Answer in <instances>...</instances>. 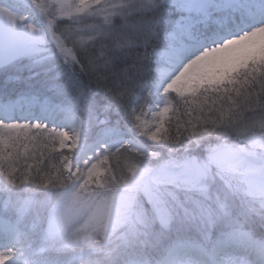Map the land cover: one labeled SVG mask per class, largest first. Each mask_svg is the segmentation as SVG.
I'll list each match as a JSON object with an SVG mask.
<instances>
[{
    "label": "rangeland",
    "instance_id": "374dc122",
    "mask_svg": "<svg viewBox=\"0 0 264 264\" xmlns=\"http://www.w3.org/2000/svg\"><path fill=\"white\" fill-rule=\"evenodd\" d=\"M130 2L132 0H0V92L6 93L9 100L7 104L0 100V196L2 193L6 196L4 203L13 221L28 226L32 234L37 232L36 244L29 253L19 252L17 239L8 248H1L3 253H8H0V264H63L52 256L59 250L68 257L81 253L73 259H83L89 245L69 246L64 233L70 224L57 222L51 216V193L45 190L50 186L39 190L14 187L17 185L13 174L15 161L21 156L35 160L39 155L40 160L44 159L43 152L41 156L33 142L35 137L46 141L41 140V146L49 157L59 153L77 154L82 144L120 139L126 134L128 119L135 120L143 132L153 128L144 146L161 153L150 161L158 177L142 183L134 205L137 222L143 230L141 239L145 242L136 251L144 258L158 255L159 246L180 233L187 235L186 239L162 256L148 259L151 264H195V260L201 264H264V242L252 237L237 220L247 210L239 199L229 195L224 175L216 164L207 162L209 154L224 162L230 159L226 142L213 138L201 153L189 147L186 154L175 157L154 143L161 139V130L167 126L171 115L164 100L169 90L191 93L193 85L219 83L238 69L263 65L264 28L245 32L239 40H229L223 47H211L187 63L166 87L159 88L158 92L153 90L156 95L145 111L135 112L131 117L123 114L124 125L99 121L102 113L88 110L89 102L85 101L82 91L73 90L72 85L64 87V92L77 95L76 101L82 108L78 115L73 107L70 109L67 104L48 98L41 89L28 91L30 79H43L46 77L43 73L52 69L59 73L62 66L75 61L76 50L105 38L114 19L135 11L156 6L164 10L174 2L180 7L176 29L167 35L166 48L157 50L154 69L161 82L167 80L171 67L193 48L211 44L218 34L223 35L224 29L230 31L231 26L237 31L244 29V20L264 18V0H137V7L128 8ZM157 105L159 124L149 119ZM35 114L46 116L33 118ZM61 118L69 125L73 123V142H68L66 129L61 130L57 125ZM107 146L104 144L105 148ZM92 155L93 152H88L89 157ZM52 162L55 164L54 159ZM102 163H94L89 175H102ZM180 169L183 172L178 183L160 181L159 177L170 176ZM26 180L20 185L26 186ZM0 223L8 224L2 219ZM225 226L230 229L222 233L224 241L217 242L214 232ZM122 241L123 237L115 242ZM191 255L196 258L190 259ZM41 260L45 262L40 263Z\"/></svg>",
    "mask_w": 264,
    "mask_h": 264
},
{
    "label": "clouds",
    "instance_id": "9594fccd",
    "mask_svg": "<svg viewBox=\"0 0 264 264\" xmlns=\"http://www.w3.org/2000/svg\"><path fill=\"white\" fill-rule=\"evenodd\" d=\"M127 7H137V0ZM242 23L246 24L244 29L225 30L211 44L189 51L171 67L167 80L161 82L158 74L153 73L150 93L166 87L187 63L211 47H223L229 40H239L245 32L264 28V18ZM150 71L145 66L142 75ZM254 83L260 85L259 94ZM164 100L171 115L167 128L161 130V139L154 142L157 147L175 157L186 154L193 143L199 147L213 138L226 142L230 159L224 162L209 154L207 162L216 164L223 173L229 195L239 199L249 214L264 220V73L255 66L252 70L245 67L235 75L229 74L220 84L193 85L191 93L169 90ZM149 119L159 124L158 105ZM126 129L120 139L82 144L77 154L59 153L49 157L47 163L23 156L15 161L18 179L30 177L32 184L49 182L50 187L45 190L51 193L50 213L55 221L70 224L64 233L69 246L89 245L83 259H69L65 264H151L136 251L145 242L141 239L143 230L137 222L134 205L142 183L158 177L150 161L161 153L144 146L153 128L143 132L135 120L128 119ZM88 152L94 155L89 157ZM100 161L103 174L89 175L92 165ZM182 172L180 169L159 179L178 183ZM121 237L123 241L116 243Z\"/></svg>",
    "mask_w": 264,
    "mask_h": 264
},
{
    "label": "trees",
    "instance_id": "16d2710c",
    "mask_svg": "<svg viewBox=\"0 0 264 264\" xmlns=\"http://www.w3.org/2000/svg\"><path fill=\"white\" fill-rule=\"evenodd\" d=\"M180 11V7L174 2L171 7H166L164 10L156 6L114 19L109 24V29L107 28L108 36L93 42L92 45L86 44L83 50H76L75 61L62 66L59 73L53 69L48 73L41 71V73L46 74V77L43 79H30L29 83L31 84L27 86L28 91L41 89L43 90L42 94L48 98L68 103L75 109L77 114L79 112L82 113L80 102L76 101L77 95L70 96L69 93L67 95L64 92L66 89L64 87L72 85L73 90L82 91L85 101L89 102L88 110L102 113L98 117L99 121L107 122L111 125L113 123L124 125L123 114L131 117L135 112L145 111L151 99L156 95L154 91L150 93L149 86L152 83L151 77L153 73L158 74L154 69L157 50L166 48L169 42L167 35L175 31V20ZM145 66L151 69L148 75H142ZM256 69L264 73V63ZM239 70L243 69H238L231 75H235ZM259 79L260 77L258 76L257 80ZM221 82L211 85L220 84ZM247 86L245 84V87ZM253 86L257 89V94H259V83H254ZM61 87H63L62 90ZM16 94L14 91L13 95ZM5 97H7V94L0 92V99H5ZM133 108H135L134 112L132 111ZM166 128L167 126H164L163 129ZM34 139L35 141L33 142L37 144L38 153L42 156L43 152V161L47 163L49 156L46 149L43 150L41 146L43 141H46L42 138L35 137ZM208 141H204L199 147L194 143L190 147L195 149V153H201L205 144L209 143ZM35 159H40V156H35ZM32 167H30L29 172L32 171ZM13 174H15L14 182L17 185L14 187L16 189L28 187L31 189L35 187L36 190H39L50 186L48 181H44L43 184H32L30 177L18 179L19 171L16 165L14 166ZM25 179H27L25 182L26 186L20 185L23 184ZM15 191L20 192L21 190ZM5 199L7 198L2 193V197L0 196V214L9 217V210L5 204L6 202L4 203ZM9 219L14 218L9 217ZM237 220L243 224V228L251 236L264 241V220L255 216V214H249L247 211ZM21 226L26 236L20 242V251L29 253L36 244L37 232L32 234L31 231H28V226L25 227L24 224ZM229 229L226 226L217 228L214 236L228 232ZM186 236L185 234L177 233L174 238H170L164 245L159 246L158 255H148L146 258L152 259L153 257L161 256L171 242L177 239H184ZM76 257L77 255H74V258Z\"/></svg>",
    "mask_w": 264,
    "mask_h": 264
},
{
    "label": "bare ground",
    "instance_id": "6f19581e",
    "mask_svg": "<svg viewBox=\"0 0 264 264\" xmlns=\"http://www.w3.org/2000/svg\"><path fill=\"white\" fill-rule=\"evenodd\" d=\"M16 115H19V114H17V113H15ZM39 117H43L44 118V116L43 115H38ZM62 120V121H61ZM61 120H59L58 122H57V125L58 126H60V129L61 130H64V129H66V135H67V139H68V142H73V140H74V127H73V123H70V125L69 124H67L66 122H64L63 121V119L61 118ZM2 256V255H1Z\"/></svg>",
    "mask_w": 264,
    "mask_h": 264
}]
</instances>
